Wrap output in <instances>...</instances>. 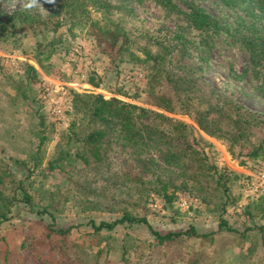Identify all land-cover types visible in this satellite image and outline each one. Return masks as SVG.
<instances>
[{"label":"rangeland","instance_id":"rangeland-1","mask_svg":"<svg viewBox=\"0 0 264 264\" xmlns=\"http://www.w3.org/2000/svg\"><path fill=\"white\" fill-rule=\"evenodd\" d=\"M60 1L27 8L30 0H0V212L7 216L0 264H264V57L238 39L264 43L260 12L248 16L246 3L221 0H169L181 13L163 8L166 0H101L106 7L89 4L75 16ZM190 5L224 33L193 29L184 16ZM156 94L177 111L158 108ZM76 95L117 99L186 124L209 164L226 171L227 198L219 190H177L167 203L154 192L157 178L176 186L181 179L154 153L139 161L111 144L102 164L83 163L76 154L99 125L88 124L91 106ZM248 112L244 137L232 139L234 116ZM197 118L215 120V133ZM58 159L62 167L50 168ZM125 211L161 234L190 226L215 233L158 245L143 225L100 233L89 225ZM221 219L237 232L218 231ZM70 226L65 235L54 231Z\"/></svg>","mask_w":264,"mask_h":264},{"label":"trees","instance_id":"trees-1","mask_svg":"<svg viewBox=\"0 0 264 264\" xmlns=\"http://www.w3.org/2000/svg\"><path fill=\"white\" fill-rule=\"evenodd\" d=\"M229 6H236L240 3H246V15H254V10H258L264 19V0H221ZM100 3L101 0H61L59 8L64 11L72 12L75 16H84L89 4ZM163 8L181 13L171 1H162ZM108 6V5H107ZM189 25L196 30L209 32L211 34L224 33L223 25L215 18L208 16L203 11L193 6H189V14L184 15ZM13 17L6 19L7 23L13 21ZM28 21H34V16H25ZM264 21V20H263ZM120 29V28H119ZM118 27H116V31ZM252 54L264 57V43L258 44L252 39L245 37L238 38ZM260 54V55H258ZM146 56L150 57L148 52ZM29 69H32L31 67ZM161 72L156 71L149 81V88H152V81H155V75ZM164 78L171 83L170 75L165 73ZM13 89L18 95H25L21 84H16ZM84 99L91 106V112L88 118V124H98L99 126L90 131L83 140L82 152L76 154L80 160L88 164L93 161L96 164H102L106 157L108 145H118L121 148L131 149L137 160L142 161L140 157L154 153L157 154L167 168L175 170L177 177L181 182L176 186L172 179L167 181L157 178L158 188L154 192L163 198L167 203L172 202L177 190L194 191L204 195L209 191H220L222 196L227 198L228 188L226 186V171H219L215 166L209 164V158L201 149L197 148L195 139L191 138L189 127L183 122L173 120L161 113H155L145 108L132 104L121 102L117 99L103 100L101 96L76 95ZM158 101L156 106L167 113H175L177 108L172 104V99L162 95H154ZM229 118L232 117L233 110H229ZM236 114V119L232 121L235 132L231 134L232 139H242L246 121L249 117ZM227 115V114H226ZM199 127L208 135H213L216 131V121H206L204 118H197ZM218 128V127H217ZM75 133V132H74ZM231 139V138H230ZM44 138L40 140V144ZM262 149V144L254 148L249 157H257ZM50 162V168H61L59 163ZM172 190L169 192V190ZM204 199L205 196H203ZM6 213L0 212V221L6 219ZM143 225L146 226L158 245H164L182 237L207 239L212 237L215 232L208 234H198L193 226L185 231L168 232L161 234L154 230L145 217L131 216L128 212H123L122 216L112 221H100L97 224L90 222V227L95 233L103 230L112 231L119 225ZM72 226L67 229L54 230L60 235L68 234ZM218 231L234 233L237 232L228 222L221 219L218 224Z\"/></svg>","mask_w":264,"mask_h":264},{"label":"clouds","instance_id":"clouds-1","mask_svg":"<svg viewBox=\"0 0 264 264\" xmlns=\"http://www.w3.org/2000/svg\"><path fill=\"white\" fill-rule=\"evenodd\" d=\"M35 3H36V0H30V2L28 4H26L25 7L31 8L35 5Z\"/></svg>","mask_w":264,"mask_h":264}]
</instances>
